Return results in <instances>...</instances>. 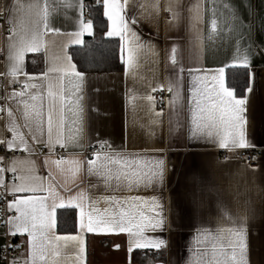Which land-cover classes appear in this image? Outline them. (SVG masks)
<instances>
[{"label":"snow or ice","instance_id":"obj_1","mask_svg":"<svg viewBox=\"0 0 264 264\" xmlns=\"http://www.w3.org/2000/svg\"><path fill=\"white\" fill-rule=\"evenodd\" d=\"M205 2L197 0L186 7L182 0H143L140 3L137 0H102L103 16L108 21L106 36L118 38L119 60L126 75L133 81L147 80L143 94L135 90L129 94V104L135 115L140 106L137 102H143L148 124L140 123L139 127L148 135H153L154 130L164 124V101H160L158 111L154 94L167 92V106L172 113L168 120L170 133L184 127L182 118L187 111L193 139L213 140L221 151L227 150L229 145L247 150L254 147L249 143L247 132L248 104L256 87L253 62L258 52H264V45L256 47L251 22L245 23L239 9L228 3L222 6L228 13L225 22L230 27L221 38L220 17L224 12L219 11L217 0H211V8L206 7ZM85 8L84 0H13L7 8L0 5V17L4 19L0 33L5 40V48L0 49L5 54L2 62L5 71L0 76L6 78V83H0V88L6 92L2 99L7 103L15 101L19 119L23 121L19 122L12 107L0 106V120L7 117L5 129L11 134L9 139L0 136V151L5 153L0 155V200L12 197L11 201H4L12 215L3 222L6 229L3 236L5 240L26 237L29 248L27 256L22 253L9 261V248L18 251L22 245L5 243L0 247V258L5 264H87L88 235H126L129 238L127 251L145 253L144 264H165L167 241L152 235L165 231L172 222L171 210H166L155 194L167 179L165 160L129 152L125 146L118 150L99 139L86 144L91 128L85 104L87 72L78 68L68 48L79 46L89 62H103L107 53L102 46L94 45V23L85 18ZM245 8L251 20L255 9L248 3ZM134 9L139 10V16ZM61 10L77 11L74 31L62 32L52 26V17ZM184 10L190 13V30L194 34L190 58L206 60L229 47L231 54L218 66L186 69L178 56V46L173 44L168 57L172 71L166 77L167 84L153 83L155 73L148 78L141 70L149 63L155 64L159 52L151 40L144 39L141 21L150 27L158 26L162 13H167L166 23L178 25ZM205 13H210V30L206 36L199 27L205 23ZM237 23L241 30L233 41L231 33ZM261 30L264 31V27ZM49 35L68 38L55 54L46 39ZM85 36L92 41L86 43ZM30 54L39 55L43 63V67L32 73L27 71V65L29 62L35 65L36 61H29ZM185 72L190 78L187 88L190 97L185 96ZM17 85L18 88L12 87ZM8 87H12L10 92ZM40 143L48 148L49 155L57 148L78 149L79 155L90 149L91 154L83 162L63 156L44 160L45 166L53 165L65 177L59 182L51 171L47 177L39 175L35 160L9 155L26 153L31 157L35 155L32 145ZM8 173L11 174L10 183L6 182ZM81 173L100 181L92 187L102 186L106 194L92 196L77 185L75 195L63 197L57 186L66 192L72 191L69 178L75 182ZM61 210L75 212L73 234L57 233ZM250 231L246 220L237 223L233 219L215 227L197 226L194 246L187 249L189 256L185 264H251ZM114 247L119 250V245Z\"/></svg>","mask_w":264,"mask_h":264},{"label":"crops","instance_id":"obj_2","mask_svg":"<svg viewBox=\"0 0 264 264\" xmlns=\"http://www.w3.org/2000/svg\"><path fill=\"white\" fill-rule=\"evenodd\" d=\"M102 4V0H99ZM28 2V0H24ZM143 0H137V3ZM197 0H182L183 5L190 6ZM219 11L224 12L220 17L222 36L230 27L225 22L228 13L223 9V3H228L239 9L245 23L251 22L253 26V39L256 47L264 45V0H217ZM13 0H0V5L9 7ZM85 18L87 19V2ZM251 4L255 9V14L249 17L245 4ZM205 6L211 8V0H206ZM137 16L139 10L134 9ZM77 11L61 10L59 14L51 19L53 27L62 32H72L76 29ZM130 14H132L130 12ZM190 13L186 10L178 25L166 23L167 13H162L158 26L150 27L141 21L140 27L143 29V36L146 40H151L157 48L159 55L155 58L156 63L142 69V73L151 78L155 73L153 83L167 84L166 77L172 71L168 61L169 51L173 44L178 46V56L182 59L183 66L187 69L190 66H203L207 68L218 66L222 61L228 59L231 48L221 49L216 55L208 59L196 61L190 58V42L193 40V32L190 30ZM210 13H205V23L201 24L203 34L206 36L210 30ZM0 24H4L3 17H0ZM7 29V25H5ZM241 26L237 23L233 27L231 37L233 41ZM243 31L247 32L244 28ZM87 36L84 37V39ZM107 37V36H106ZM108 38V37H107ZM116 38V37H113ZM50 50L53 54L67 41V37H55L49 35L47 38ZM118 39V38H116ZM71 46L68 48L70 53ZM5 48L4 34L0 33V49ZM30 54L29 56H31ZM264 52H258L253 67L256 72V87L251 94L248 104V140L254 145L247 150L229 145L227 150H219V145L213 141L203 139H193L190 133L189 114L185 111L182 118L184 127L178 132L170 133L168 120L171 112L167 106V99L159 92L154 95L157 98V110L161 108L160 101L163 100V127L156 128L153 135H148L145 129L139 127L140 123L148 124V115L143 102L133 114L129 104V94L136 91L143 94L146 89L145 81H133L126 75L125 67L123 72L106 74H87L86 85V107L89 109L91 128L88 142L95 143L97 139L107 141L116 149L125 146L129 152H139L149 157L163 158L167 166V179L163 188L155 190L157 197L165 204L166 210H171V224L163 232L155 235L167 241L168 249L165 256V264H185L189 253L188 248L194 246L193 237L197 226L201 224L215 227L216 225H226L231 220L237 223L247 221L250 228L249 248L251 264H264ZM5 54L0 52V73L5 71ZM185 96L190 97L187 91L188 73L185 72ZM0 83H6V78L0 76ZM12 87H19L12 86ZM12 87H8L10 92ZM6 95L4 88H0V106L12 107L17 118L20 112L17 111L15 101L7 103L2 97ZM169 95V94H168ZM187 103V99L185 101ZM134 120L136 123H134ZM7 117L0 120V136L5 139L11 138V134L5 129ZM22 124V119H19ZM46 139V137H45ZM35 155L28 157L26 153H17L21 158L33 159L38 168V174L44 177L51 171L56 181L63 182L65 177L51 164L44 165V160H53L61 156L65 158L86 160V153L79 155L80 150L69 148L67 151L57 148L53 155H49L48 148L43 144L32 145ZM162 149V151H154ZM251 151H259L260 158L255 165H249L246 156ZM0 151V155H4ZM7 164V161L5 162ZM6 182H11V174H6ZM69 187L72 191H64L57 186L60 194L68 198L75 195L77 185L79 189L86 193L97 196L106 194V190L100 186L93 188L92 185L100 184L95 178L89 179L86 174L81 173L80 178L72 182L69 178ZM152 195L153 193H142ZM10 201L12 199L11 196ZM12 215V213H10ZM6 229L0 224V247L5 243L3 233ZM258 232V235L256 234ZM58 233V232H57ZM59 234V233H58ZM63 235V234H61ZM15 245H22L17 251L18 257L23 253L28 255L29 248L27 238L14 237ZM87 240V264H133L132 255L135 251L128 252L129 238L126 235L93 236L88 235ZM119 245V250L115 249ZM71 251V249L69 250ZM139 251V250H136ZM0 264H4L0 258Z\"/></svg>","mask_w":264,"mask_h":264},{"label":"trees","instance_id":"obj_3","mask_svg":"<svg viewBox=\"0 0 264 264\" xmlns=\"http://www.w3.org/2000/svg\"><path fill=\"white\" fill-rule=\"evenodd\" d=\"M87 2V19H92L94 23L95 40L94 45L102 46L107 53V59L103 62H89L84 59V50L80 47L70 49V54L73 60L77 63L81 71H86L87 74H106L123 72L124 65L119 60V40L116 38H107L106 32L108 28L107 18L103 16L102 4L99 0H86ZM86 43L92 41V38L86 37ZM35 59L36 63L31 62L27 65V71L32 73L43 67L42 58L39 55L29 56V61ZM76 230V215L73 210H61L58 213V228L59 234H73ZM145 253L135 251L132 255L133 264H144ZM165 260V257H163Z\"/></svg>","mask_w":264,"mask_h":264},{"label":"built area","instance_id":"obj_4","mask_svg":"<svg viewBox=\"0 0 264 264\" xmlns=\"http://www.w3.org/2000/svg\"><path fill=\"white\" fill-rule=\"evenodd\" d=\"M165 97H168V94H164ZM91 154V150H89L86 153V156ZM10 156L12 155H17V153H13V154H9ZM260 152L259 151H251L250 153L247 154L246 156V160L247 163L249 165H255L259 158H260ZM10 201V197L9 196H5L2 200H0V224L3 226V222L4 220L10 216V212L7 211L6 207H5V203L4 201ZM15 238L14 237H8L7 240H5V243H8L10 245H15ZM4 243V244H5ZM18 257V252L16 250H13L12 248H9L8 250V260H12L14 258ZM3 263L5 264V261L2 259Z\"/></svg>","mask_w":264,"mask_h":264}]
</instances>
